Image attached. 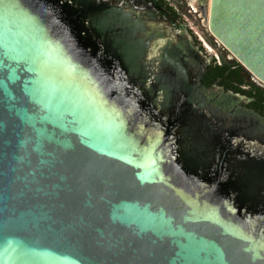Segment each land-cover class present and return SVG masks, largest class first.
<instances>
[{
  "label": "water",
  "instance_id": "1",
  "mask_svg": "<svg viewBox=\"0 0 264 264\" xmlns=\"http://www.w3.org/2000/svg\"><path fill=\"white\" fill-rule=\"evenodd\" d=\"M264 83V0H204ZM158 0H0V264H264V115L202 77Z\"/></svg>",
  "mask_w": 264,
  "mask_h": 264
},
{
  "label": "flooded vegetation",
  "instance_id": "2",
  "mask_svg": "<svg viewBox=\"0 0 264 264\" xmlns=\"http://www.w3.org/2000/svg\"><path fill=\"white\" fill-rule=\"evenodd\" d=\"M159 1L160 0H158V3H159ZM164 1H165L164 5H161L160 3L159 4L161 6H163V7H166L169 11H171L170 7L175 10V12L179 16L177 19L190 32L194 43L197 44L199 48H200V46L203 47V44H202L201 36L196 32V30H194V25L195 24L200 25L201 28H205L203 30L209 36L213 37L210 34V32L207 30V28H206V26L204 24V17H203V14H202V6H203V1L204 0H164ZM189 17H191L192 20H190ZM231 58L232 57H228L227 56V59H231ZM243 74H244V81H249L248 80V75L246 74V72H243ZM249 79H250V81H249L250 84L244 85V86H238L237 89H234L232 91H234V92L246 97L245 103L243 105L244 107H246V108H248L250 110H253L256 113L264 115V83L258 81L253 76L251 78H249ZM252 82H255L254 84L257 85V90L259 92V96L261 97L260 100H256V99H254V97L249 96L250 95V91H251V89L253 87V85L251 84Z\"/></svg>",
  "mask_w": 264,
  "mask_h": 264
},
{
  "label": "trees",
  "instance_id": "3",
  "mask_svg": "<svg viewBox=\"0 0 264 264\" xmlns=\"http://www.w3.org/2000/svg\"><path fill=\"white\" fill-rule=\"evenodd\" d=\"M159 3L161 5L165 4L164 0H160ZM170 7V6H169ZM171 12L174 14L176 18H178V14L175 12L173 8H171ZM200 44V43H199ZM201 49L204 48V46H200ZM225 49L224 47H222ZM208 53L209 61L206 66V70L202 77V83L205 86H210L214 83L221 85L229 90L237 89L238 86H244L250 84V79L252 75L248 70L234 57L231 59H227V56L221 55L218 56L217 54H212L210 52ZM243 72H246L248 75L249 81H244V74ZM255 82H252L253 85L250 95L251 97H254L256 100H260L261 97L259 96V92L257 90V85L254 84Z\"/></svg>",
  "mask_w": 264,
  "mask_h": 264
},
{
  "label": "rangeland",
  "instance_id": "4",
  "mask_svg": "<svg viewBox=\"0 0 264 264\" xmlns=\"http://www.w3.org/2000/svg\"><path fill=\"white\" fill-rule=\"evenodd\" d=\"M190 19H192V18L190 17ZM203 29H205V28H201L200 25H198V24L194 25V30H196V32L201 36L203 45L209 46L220 57H221V55L233 57L226 49L222 48L223 46L214 37L209 36ZM214 84L217 86H221V85H218L216 83H214ZM221 87L223 88V90H226L223 86H221ZM232 92H234V91H232ZM234 93H236V92H234ZM236 94H238V93H236Z\"/></svg>",
  "mask_w": 264,
  "mask_h": 264
},
{
  "label": "built area",
  "instance_id": "5",
  "mask_svg": "<svg viewBox=\"0 0 264 264\" xmlns=\"http://www.w3.org/2000/svg\"><path fill=\"white\" fill-rule=\"evenodd\" d=\"M187 15V14H186ZM190 18V17H189ZM190 20H192V19H190ZM192 22V21H191ZM193 23V22H192Z\"/></svg>",
  "mask_w": 264,
  "mask_h": 264
}]
</instances>
